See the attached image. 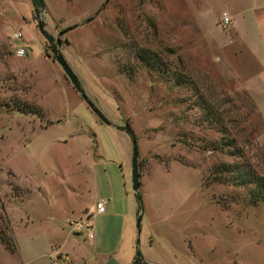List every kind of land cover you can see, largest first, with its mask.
<instances>
[{
    "label": "rangeland",
    "instance_id": "rangeland-1",
    "mask_svg": "<svg viewBox=\"0 0 264 264\" xmlns=\"http://www.w3.org/2000/svg\"><path fill=\"white\" fill-rule=\"evenodd\" d=\"M42 1L0 0V264H264V203L209 178L264 173V0Z\"/></svg>",
    "mask_w": 264,
    "mask_h": 264
},
{
    "label": "trees",
    "instance_id": "trees-1",
    "mask_svg": "<svg viewBox=\"0 0 264 264\" xmlns=\"http://www.w3.org/2000/svg\"><path fill=\"white\" fill-rule=\"evenodd\" d=\"M78 91L86 101H89L80 87ZM124 130L130 137H134V133L128 124L124 126ZM222 146H232L233 150L230 153L237 156L241 155V151L235 146L233 138L222 142ZM209 175L211 181L231 182L235 185L246 187L251 202L262 201L264 203V173H259L250 162L244 159L232 162H221L213 166ZM2 240L5 241V246H11L8 238L3 237ZM135 259L138 260V253Z\"/></svg>",
    "mask_w": 264,
    "mask_h": 264
},
{
    "label": "water",
    "instance_id": "water-1",
    "mask_svg": "<svg viewBox=\"0 0 264 264\" xmlns=\"http://www.w3.org/2000/svg\"><path fill=\"white\" fill-rule=\"evenodd\" d=\"M33 4V10H36L38 8H43L44 4L42 0H31ZM37 27L39 31L41 32L42 36L45 38V40L48 43H52L53 40H55L56 44H59V38L54 37L51 33H49L44 26L37 21ZM55 61L61 66L63 72L65 73L66 77L70 80V82L73 84V86L78 89L80 87V82L78 79V76L76 72L73 70V68L69 65L65 57L57 52L54 56ZM90 108L93 110V112L97 115V117L104 123L111 124V121L106 118L103 113L97 109L96 106H94L90 101H87ZM132 142V155H131V179H132V189L135 193L138 192L140 181H139V170H138V164H137V155H138V149L136 140L134 137H131ZM138 198V195H137ZM141 219V212L137 216L136 220V226L139 229V222ZM135 263H139L137 259H135Z\"/></svg>",
    "mask_w": 264,
    "mask_h": 264
},
{
    "label": "built area",
    "instance_id": "built-area-1",
    "mask_svg": "<svg viewBox=\"0 0 264 264\" xmlns=\"http://www.w3.org/2000/svg\"><path fill=\"white\" fill-rule=\"evenodd\" d=\"M220 21H221V26H223V27H226L227 24L230 22V18H229V16L227 15L226 12H222V17H221V20H220ZM21 36H22V34H21L20 31H13V32L11 33V38H12V39H16V40H18V39L21 38ZM23 53H24V51H23L22 48L16 49V54H17V55H21V54H23ZM105 202H106V200L103 199V198L97 200L96 203H95V207H94L95 212H97V213H101V212H103V211H104V205H105ZM76 225H77V226H76ZM83 225H84L87 229H91V225H90L89 222L87 221V218H85V221H78V222H75V227H74V228H75V229H80V228L83 227ZM88 236H89V237H92V233H91V231L88 233Z\"/></svg>",
    "mask_w": 264,
    "mask_h": 264
},
{
    "label": "crops",
    "instance_id": "crops-1",
    "mask_svg": "<svg viewBox=\"0 0 264 264\" xmlns=\"http://www.w3.org/2000/svg\"><path fill=\"white\" fill-rule=\"evenodd\" d=\"M99 200V199H98ZM97 201V200H96ZM96 203V202H95ZM104 212V211H103ZM103 212H101V213H103ZM94 213H97V212H95V210H93L86 218H87V221L89 222V224L91 225V228H93V219H92V214H94ZM101 213H97V214H101ZM89 233V232H88ZM91 233H92V231H91ZM89 237V236H88ZM92 237H93V233H92ZM92 237H89V238H92ZM60 254V253H59ZM66 254V253H65ZM64 254V255H65ZM62 256V255H61Z\"/></svg>",
    "mask_w": 264,
    "mask_h": 264
}]
</instances>
